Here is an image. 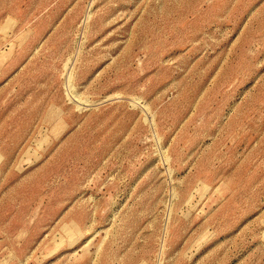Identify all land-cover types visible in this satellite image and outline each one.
Returning <instances> with one entry per match:
<instances>
[{
	"label": "rangeland",
	"instance_id": "1",
	"mask_svg": "<svg viewBox=\"0 0 264 264\" xmlns=\"http://www.w3.org/2000/svg\"><path fill=\"white\" fill-rule=\"evenodd\" d=\"M0 264H264V0H0Z\"/></svg>",
	"mask_w": 264,
	"mask_h": 264
}]
</instances>
